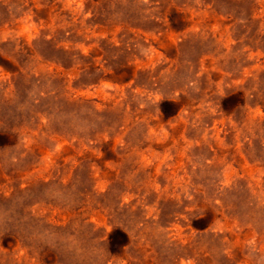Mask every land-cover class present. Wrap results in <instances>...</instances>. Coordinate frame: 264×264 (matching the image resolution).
<instances>
[{"label": "rangeland", "instance_id": "rangeland-1", "mask_svg": "<svg viewBox=\"0 0 264 264\" xmlns=\"http://www.w3.org/2000/svg\"><path fill=\"white\" fill-rule=\"evenodd\" d=\"M0 264H264V0H0Z\"/></svg>", "mask_w": 264, "mask_h": 264}]
</instances>
